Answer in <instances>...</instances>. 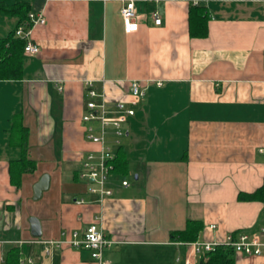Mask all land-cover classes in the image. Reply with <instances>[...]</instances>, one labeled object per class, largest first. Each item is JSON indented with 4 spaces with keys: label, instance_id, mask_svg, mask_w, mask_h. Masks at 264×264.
<instances>
[{
    "label": "crops",
    "instance_id": "0c3cea01",
    "mask_svg": "<svg viewBox=\"0 0 264 264\" xmlns=\"http://www.w3.org/2000/svg\"><path fill=\"white\" fill-rule=\"evenodd\" d=\"M30 1L45 19L30 35L38 51L23 53L20 79L0 80V264L13 247L18 264H96L89 250L61 242L91 223L112 241L107 264H197L191 242L172 238L187 221L202 227L195 241L244 233L263 244L264 193L240 195L264 185V0H131V33L120 16L128 0ZM193 6L207 11L203 38L188 35ZM85 81L109 104L134 110L124 135L107 129L106 144L114 154L120 147L127 171L110 172L102 201L88 192L95 182L79 176L84 157L99 150L81 120ZM131 81L144 93L134 103ZM22 134L35 169L15 186L8 171ZM45 174L40 198L48 192L34 210L32 186ZM260 250L233 251V264H264Z\"/></svg>",
    "mask_w": 264,
    "mask_h": 264
},
{
    "label": "built area",
    "instance_id": "2783aa9c",
    "mask_svg": "<svg viewBox=\"0 0 264 264\" xmlns=\"http://www.w3.org/2000/svg\"><path fill=\"white\" fill-rule=\"evenodd\" d=\"M120 16L125 33L135 32L137 30L138 23L134 3L131 0L122 4ZM152 17L154 24L159 25L160 17L156 11L152 13ZM28 20V25L17 27L15 36L25 41L23 53L33 55L37 53L38 47L30 40V35L36 26L45 24V19L41 13L31 11L28 13ZM84 85L88 97L85 103L86 112L81 116V120L88 123L85 127V138L92 143L98 144L99 150L96 157L93 155L84 157L79 176L81 179H89L95 182L96 187H88V192L95 194L98 197L97 200L102 201L105 197L111 195L112 192L105 186V182L112 170L111 163L115 156L105 141L107 129L108 127L111 128L116 138L124 135L125 131L121 129V124L125 122L127 117L134 114V110L127 108L122 101H115L109 104L104 95L96 92L91 81H85ZM155 85L159 87L162 83L156 81ZM128 92L133 99L132 103L140 99L144 94L137 81L129 82ZM92 122L97 124L96 127H94V123L91 125ZM115 143L117 144L118 141L115 140ZM120 184L122 186H128L126 180H122ZM83 202L82 199L75 200L77 204H82ZM211 227H214V225ZM62 235L64 236L65 234L62 233ZM61 242H65L73 248L89 250L90 258L96 264H107L106 261L102 260V253L112 243L95 223L89 224L80 237H78L76 232H72L70 238L62 240ZM260 245H264V243L261 244L244 233L237 234V236L228 233L222 241H194L190 243L192 251L198 255L213 251L219 246L230 247L237 253L247 255L259 254L261 253ZM185 263L188 264V261Z\"/></svg>",
    "mask_w": 264,
    "mask_h": 264
},
{
    "label": "trees",
    "instance_id": "16d2710c",
    "mask_svg": "<svg viewBox=\"0 0 264 264\" xmlns=\"http://www.w3.org/2000/svg\"><path fill=\"white\" fill-rule=\"evenodd\" d=\"M31 11L30 0H0V14L15 20L13 28L4 37H0V80H16L21 78L25 41L15 36V30L18 26L29 24L28 13ZM207 19V11L204 8L198 6L191 7L188 12V35L198 38L205 37L207 34ZM13 129H15V126H13ZM18 132L20 135L21 130ZM17 145L21 148V156L10 162L8 171L10 182L15 186L20 184V178L23 173L26 171L33 172L35 169V163L25 156L26 150L24 148L23 134ZM114 155L111 163V173L123 177L127 171V160L124 158L120 147ZM263 193L264 185L252 194L240 195V198L253 200ZM201 228L200 223L187 221L184 230L173 232L172 238L175 237L176 240L181 242H193L196 240ZM19 256L18 248L13 247L9 249L4 263L18 264ZM197 264H233V249L224 246L216 247L213 251L200 254Z\"/></svg>",
    "mask_w": 264,
    "mask_h": 264
},
{
    "label": "water",
    "instance_id": "95a60500",
    "mask_svg": "<svg viewBox=\"0 0 264 264\" xmlns=\"http://www.w3.org/2000/svg\"><path fill=\"white\" fill-rule=\"evenodd\" d=\"M48 187V175H42L39 180L32 186L33 199L38 200L43 191ZM30 224V234L34 238L40 237V224L38 219L30 217L28 220Z\"/></svg>",
    "mask_w": 264,
    "mask_h": 264
},
{
    "label": "rangeland",
    "instance_id": "374dc122",
    "mask_svg": "<svg viewBox=\"0 0 264 264\" xmlns=\"http://www.w3.org/2000/svg\"><path fill=\"white\" fill-rule=\"evenodd\" d=\"M10 21H13L12 18H6V17H3L1 14H0V36L1 35H4L5 33H7V31L9 30V28L12 26L13 22L10 23ZM45 164H41V167H44ZM42 176V175H41ZM48 192V191H47ZM47 192H45L43 194V196L38 199V200H33L31 199L30 201V204H31V207L34 209V210H38L39 206L43 203V200L47 194ZM31 211V210H30Z\"/></svg>",
    "mask_w": 264,
    "mask_h": 264
}]
</instances>
